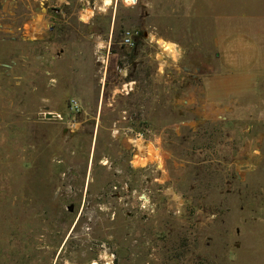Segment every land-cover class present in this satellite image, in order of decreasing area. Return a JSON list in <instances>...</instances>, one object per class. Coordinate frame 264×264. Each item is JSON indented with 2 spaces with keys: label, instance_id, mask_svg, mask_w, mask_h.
I'll list each match as a JSON object with an SVG mask.
<instances>
[{
  "label": "rangeland",
  "instance_id": "374dc122",
  "mask_svg": "<svg viewBox=\"0 0 264 264\" xmlns=\"http://www.w3.org/2000/svg\"><path fill=\"white\" fill-rule=\"evenodd\" d=\"M0 264H264V0H0Z\"/></svg>",
  "mask_w": 264,
  "mask_h": 264
},
{
  "label": "crops",
  "instance_id": "0c3cea01",
  "mask_svg": "<svg viewBox=\"0 0 264 264\" xmlns=\"http://www.w3.org/2000/svg\"><path fill=\"white\" fill-rule=\"evenodd\" d=\"M217 45L223 71L206 77L208 99H221L230 94L255 90L258 82V61L254 42L247 36L225 37Z\"/></svg>",
  "mask_w": 264,
  "mask_h": 264
},
{
  "label": "built area",
  "instance_id": "2783aa9c",
  "mask_svg": "<svg viewBox=\"0 0 264 264\" xmlns=\"http://www.w3.org/2000/svg\"><path fill=\"white\" fill-rule=\"evenodd\" d=\"M135 1V0H134ZM134 36L135 33L131 32L130 30H126L123 34V43L128 46H133L134 44ZM72 107H76V111L78 110L77 102H72Z\"/></svg>",
  "mask_w": 264,
  "mask_h": 264
},
{
  "label": "water",
  "instance_id": "95a60500",
  "mask_svg": "<svg viewBox=\"0 0 264 264\" xmlns=\"http://www.w3.org/2000/svg\"><path fill=\"white\" fill-rule=\"evenodd\" d=\"M45 117H46V118H53V117H55V115H54L53 113H51V112H47V113L45 114ZM67 209H68L69 211H72L73 206H72V205H69V206L67 207Z\"/></svg>",
  "mask_w": 264,
  "mask_h": 264
}]
</instances>
